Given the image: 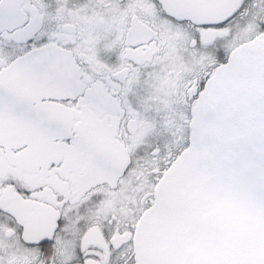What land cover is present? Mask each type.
Here are the masks:
<instances>
[{
    "label": "snow or ice",
    "instance_id": "1",
    "mask_svg": "<svg viewBox=\"0 0 264 264\" xmlns=\"http://www.w3.org/2000/svg\"><path fill=\"white\" fill-rule=\"evenodd\" d=\"M0 264H264V0H0Z\"/></svg>",
    "mask_w": 264,
    "mask_h": 264
}]
</instances>
